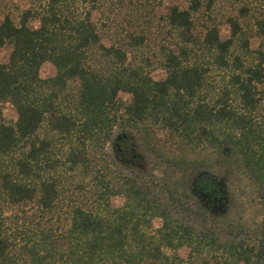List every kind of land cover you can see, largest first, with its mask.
<instances>
[{
    "label": "trees",
    "instance_id": "trees-1",
    "mask_svg": "<svg viewBox=\"0 0 264 264\" xmlns=\"http://www.w3.org/2000/svg\"><path fill=\"white\" fill-rule=\"evenodd\" d=\"M78 1L36 0L16 20L8 12L0 20V46L11 44L0 61V197L50 213L58 168L67 164L93 172V201L72 204L58 226L29 227L23 210L13 227L0 212V264H264V39L250 46L253 32L241 20L247 7L227 16L221 37L215 23L194 32L201 0L170 5L165 20L176 48L161 46L165 75L154 78L127 60L124 46L102 42L92 7ZM256 22L264 32V17ZM45 60L55 72L41 76ZM6 101L13 121L2 113ZM149 157L178 174L153 179L144 170ZM232 162L260 196L263 218L252 238L209 222L190 199L199 171L224 163L228 174ZM114 194L120 205L110 203Z\"/></svg>",
    "mask_w": 264,
    "mask_h": 264
},
{
    "label": "rangeland",
    "instance_id": "rangeland-1",
    "mask_svg": "<svg viewBox=\"0 0 264 264\" xmlns=\"http://www.w3.org/2000/svg\"><path fill=\"white\" fill-rule=\"evenodd\" d=\"M33 1L36 2V0H0V20L5 12L10 13L16 20L19 12ZM189 1L80 0L78 2L79 8L92 7L91 17L97 25L104 44L115 43L124 46L128 61L142 63L154 78H161L165 75V70L160 65L161 46L169 45L176 48V37L174 31H171L166 24L165 14L170 5L186 6ZM207 1L209 0H201L202 7L194 12V32L202 34L205 24L215 23L219 28L220 36H228L227 16L230 14L239 15V7L245 5L248 12L241 17V20L253 32L250 36V46L256 47L260 40L264 39V32L259 34V25L256 22V19L264 17V0H210V7L205 6ZM93 2L94 6H92ZM29 23L35 26L38 21L34 18L30 19ZM254 31H258V33ZM10 49V43L0 46V61L7 59ZM39 72L41 76L51 75L55 72V66L51 61L45 60L42 62ZM210 78L217 80L219 74L212 71ZM119 95L123 99L129 97L126 92L122 91L119 92ZM2 113L10 121H13L17 115L14 105L9 101L2 104ZM104 151L107 153L106 160L109 167L115 170L117 165L113 159L118 157H113V146L110 142L105 143ZM213 157L210 158L213 159ZM147 161V169L144 170L151 169L153 179L163 175L178 174L170 165L158 161L155 157H149ZM66 167L67 164H62L58 168V175L61 179L60 196L57 209L50 213L42 214L37 210L34 201L14 204L0 197V212L7 215V224L9 223L14 227L16 223V219H13L14 215L16 213L23 215L24 212L22 211L26 210L27 214H24V221L25 225H29V227H34L37 223H53L58 226L65 221L72 204L92 203L95 186L93 172L78 168L71 170ZM225 168L224 163H215L213 167L206 169L223 182L226 190V197L218 204V209L215 212H207L209 222L219 226H227L231 230H238L247 238H252L263 218L260 196L242 167L232 162L230 166L232 171L228 174L227 171L225 172ZM190 194V199L204 210L200 202L194 199L192 191ZM122 202L123 196L120 194H114L110 197L112 205H120ZM152 223L154 226L159 225L161 223L160 217L154 216ZM188 249L187 245H182L177 249V252L180 256L186 257Z\"/></svg>",
    "mask_w": 264,
    "mask_h": 264
},
{
    "label": "flooded vegetation",
    "instance_id": "flooded-vegetation-1",
    "mask_svg": "<svg viewBox=\"0 0 264 264\" xmlns=\"http://www.w3.org/2000/svg\"><path fill=\"white\" fill-rule=\"evenodd\" d=\"M132 156L134 154L130 157ZM115 157L118 156L115 154ZM192 194L194 199L204 207V211L207 214L208 211L215 212L218 209V204L226 197V190L223 182L216 175L207 170H201L198 172L196 185L192 188Z\"/></svg>",
    "mask_w": 264,
    "mask_h": 264
}]
</instances>
